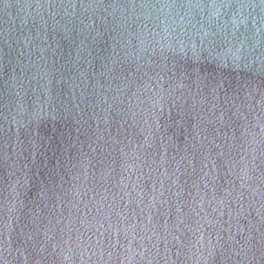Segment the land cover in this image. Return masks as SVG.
Returning a JSON list of instances; mask_svg holds the SVG:
<instances>
[{
  "label": "water",
  "instance_id": "95a60500",
  "mask_svg": "<svg viewBox=\"0 0 264 264\" xmlns=\"http://www.w3.org/2000/svg\"><path fill=\"white\" fill-rule=\"evenodd\" d=\"M0 264H264V0H0Z\"/></svg>",
  "mask_w": 264,
  "mask_h": 264
}]
</instances>
